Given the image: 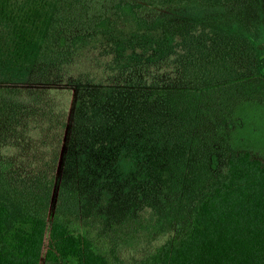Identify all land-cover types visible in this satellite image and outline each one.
<instances>
[{
	"label": "trees",
	"instance_id": "16d2710c",
	"mask_svg": "<svg viewBox=\"0 0 264 264\" xmlns=\"http://www.w3.org/2000/svg\"><path fill=\"white\" fill-rule=\"evenodd\" d=\"M241 1L0 0V264H264V158L227 145L264 47L158 13ZM188 123L221 163L161 237Z\"/></svg>",
	"mask_w": 264,
	"mask_h": 264
},
{
	"label": "rangeland",
	"instance_id": "374dc122",
	"mask_svg": "<svg viewBox=\"0 0 264 264\" xmlns=\"http://www.w3.org/2000/svg\"><path fill=\"white\" fill-rule=\"evenodd\" d=\"M158 13L234 34L249 41L259 50L264 47V0H242L231 8H208L192 3ZM211 125L205 128L188 123L187 136L175 154L178 155V160L173 161L171 168L159 170L155 175L157 185L162 186L163 192L168 193L169 198H173L161 205L157 201H149L151 206L148 207L154 208L163 216L161 237L173 231L182 222L187 199L193 193L201 173L205 172L206 168L213 170L221 163L223 135L214 124ZM227 145L234 150H250L264 158L263 106L246 104L238 108ZM211 150H214L213 154ZM161 240L162 238H158L154 243L158 244ZM61 264L75 263L70 261Z\"/></svg>",
	"mask_w": 264,
	"mask_h": 264
}]
</instances>
